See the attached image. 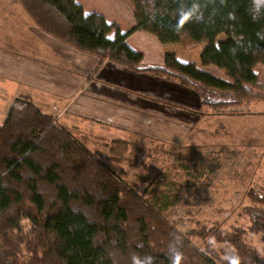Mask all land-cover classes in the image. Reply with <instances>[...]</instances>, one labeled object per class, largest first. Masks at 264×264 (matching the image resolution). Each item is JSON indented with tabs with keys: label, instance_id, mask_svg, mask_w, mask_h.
Segmentation results:
<instances>
[{
	"label": "trees",
	"instance_id": "obj_1",
	"mask_svg": "<svg viewBox=\"0 0 264 264\" xmlns=\"http://www.w3.org/2000/svg\"><path fill=\"white\" fill-rule=\"evenodd\" d=\"M19 1L41 31L97 57L99 68L109 63L193 89L206 116H245L253 102H264L258 72L264 69V2L129 0L136 27L123 33L105 16L87 14L76 0ZM137 31L163 45L205 46L203 66L223 70L226 81L172 55L164 66H143V55L126 43ZM221 36L226 40L218 42ZM130 147L115 139L110 164L129 161ZM109 162L31 98L15 99L0 125V264H171L170 248L181 252V264H264V251L248 242L264 233V194L248 193L246 229L227 232L219 223L194 220L195 227L184 232ZM24 219L32 228L20 236Z\"/></svg>",
	"mask_w": 264,
	"mask_h": 264
},
{
	"label": "crops",
	"instance_id": "obj_2",
	"mask_svg": "<svg viewBox=\"0 0 264 264\" xmlns=\"http://www.w3.org/2000/svg\"><path fill=\"white\" fill-rule=\"evenodd\" d=\"M17 1H6L5 6L0 0L1 124L5 122L13 101L27 96L44 112L63 117L62 123L67 128L82 131L86 136L92 135V130L93 134H97L103 127L98 120H106V129L111 132L106 145L115 139L125 140L120 130L122 125L116 126L112 121L116 118L120 124L132 121L135 127L141 128L152 123L158 131L164 129L171 132L174 138L176 133L180 137L179 133H185L187 137L200 129L204 118L198 117L202 109L196 91L109 63L99 68L100 60L97 57L80 53L41 31ZM76 2L84 7L87 14L105 16L110 24H117L123 33L136 27L133 14L129 21H125V17H110L102 8L91 6L92 2L99 0ZM126 43L143 55V66H164L166 57L174 55L180 63L195 64L197 69L214 77L219 70L214 66H203L202 47L186 50L179 44L163 45L154 35L142 31L133 33ZM206 82L204 80L202 84L212 87ZM191 98L195 100L194 106L189 102ZM158 100L167 101L171 107L164 106ZM128 103L137 107L134 113L128 114ZM193 116L197 119L189 122ZM186 122L190 124L188 130ZM172 137L170 134L168 139ZM97 138L95 141H98ZM180 140H185V137Z\"/></svg>",
	"mask_w": 264,
	"mask_h": 264
},
{
	"label": "rangeland",
	"instance_id": "obj_3",
	"mask_svg": "<svg viewBox=\"0 0 264 264\" xmlns=\"http://www.w3.org/2000/svg\"><path fill=\"white\" fill-rule=\"evenodd\" d=\"M6 1L10 0H1V3L6 6ZM17 3L20 4V1ZM91 6L102 8L110 17H125V21H129L134 11L129 0H99L92 2ZM224 40L226 37L221 36L218 42ZM258 72L264 79V69L259 68ZM215 77L226 81L220 69ZM257 93L262 95L259 91ZM158 101L171 107L165 100ZM189 102L194 106V98ZM127 109L129 114L137 107L128 103ZM204 112L198 115L204 118L199 130H194L187 137L185 133H179L185 140H180L178 133L174 138L171 132L164 129L158 131L152 123L141 128L135 127L132 121L120 124L117 118L113 119L116 126L122 125L120 130L131 147L127 153L129 161L112 164L109 157L113 141L106 145L111 134L106 129V120H98L103 127L97 134H93L92 130L89 136L67 128L59 115L56 120L60 127L70 130L100 159L109 162L116 175L144 195L150 204L162 208L180 230L185 232L195 227L194 220L210 226L219 223L227 232H233L235 228L246 229L250 220L245 209L252 206L248 193L254 189L264 194V102H253L247 115L240 117L206 116ZM2 119L0 115V124ZM196 119L193 116L189 122ZM185 125L188 130L190 124L186 122ZM170 134L171 140L168 139ZM96 137H99L98 141H95ZM195 147L201 149L200 153L191 150ZM162 192H165L164 195ZM31 228L32 223L24 219L17 232L23 236ZM248 242L259 251H264V233L249 237ZM195 244L201 247L199 241L196 240Z\"/></svg>",
	"mask_w": 264,
	"mask_h": 264
},
{
	"label": "clouds",
	"instance_id": "obj_4",
	"mask_svg": "<svg viewBox=\"0 0 264 264\" xmlns=\"http://www.w3.org/2000/svg\"><path fill=\"white\" fill-rule=\"evenodd\" d=\"M262 2H264V0H254V4H261ZM169 258L171 264H181L182 254L179 250H171L170 248Z\"/></svg>",
	"mask_w": 264,
	"mask_h": 264
}]
</instances>
